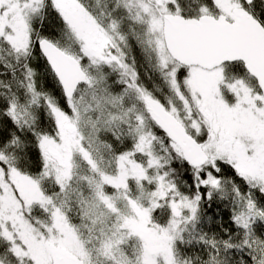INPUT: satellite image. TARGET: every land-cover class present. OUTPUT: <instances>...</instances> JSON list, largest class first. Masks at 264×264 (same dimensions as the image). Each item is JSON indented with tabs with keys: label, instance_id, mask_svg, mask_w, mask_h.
I'll use <instances>...</instances> for the list:
<instances>
[{
	"label": "snow or ice",
	"instance_id": "obj_1",
	"mask_svg": "<svg viewBox=\"0 0 264 264\" xmlns=\"http://www.w3.org/2000/svg\"><path fill=\"white\" fill-rule=\"evenodd\" d=\"M0 264H264V0H0Z\"/></svg>",
	"mask_w": 264,
	"mask_h": 264
}]
</instances>
